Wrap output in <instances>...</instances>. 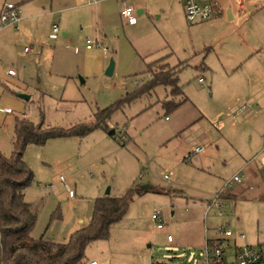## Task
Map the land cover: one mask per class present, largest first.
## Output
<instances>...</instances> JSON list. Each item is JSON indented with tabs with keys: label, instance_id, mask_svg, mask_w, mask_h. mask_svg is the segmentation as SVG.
I'll list each match as a JSON object with an SVG mask.
<instances>
[{
	"label": "rangeland",
	"instance_id": "obj_1",
	"mask_svg": "<svg viewBox=\"0 0 264 264\" xmlns=\"http://www.w3.org/2000/svg\"><path fill=\"white\" fill-rule=\"evenodd\" d=\"M4 1L9 0H0V5ZM144 1L151 10L150 23L123 38L122 30L115 32L117 21L111 14L116 8L111 2L105 4L111 17L107 24L76 23L72 40L61 33L55 40L48 38L45 26L17 35L13 28L0 31V151L7 157L13 149L15 117L62 128L91 123L98 110L150 79L151 60L152 70H163L164 58H153L167 53L170 66L183 60L178 84L189 99L166 113L162 100L179 101L182 95L159 85L115 110L107 130L27 145L23 158L33 180L24 194L36 214L31 236L66 242L71 232L89 223L96 197L120 196L146 186L180 194L149 191L134 196L126 213L111 225L108 238L87 246L89 262L204 264V240L218 237L234 244L239 233L264 258V198H254L255 191H246L238 200L215 198L243 159L264 146V0H247L241 11L236 0H223L234 7L233 17L214 13L194 24L186 21L178 0ZM157 30L165 46L157 55H143L135 45L155 38ZM134 38L137 41L128 42ZM87 39L108 46L110 54L104 60L105 69L109 59L114 60L111 76L100 69L98 56L92 63L84 54ZM92 52L101 55L98 47ZM8 69L15 75L9 76ZM239 104H245L246 117L228 116ZM111 129L115 131L109 134ZM197 145L204 151L184 160ZM246 179L245 175L243 182L227 188L238 191ZM155 211L161 213L162 229L151 220ZM220 227L232 235L224 236ZM232 251L233 247L224 249L225 262L234 261ZM255 264H264V259Z\"/></svg>",
	"mask_w": 264,
	"mask_h": 264
},
{
	"label": "trees",
	"instance_id": "obj_2",
	"mask_svg": "<svg viewBox=\"0 0 264 264\" xmlns=\"http://www.w3.org/2000/svg\"><path fill=\"white\" fill-rule=\"evenodd\" d=\"M151 68L149 63L151 77L147 82L98 110L91 123L62 128L45 126L43 121L35 124L23 116L14 118L12 152L7 157L0 151V264H88L87 246L93 241L107 239L111 225L126 213L133 197L151 189L135 187L120 196L107 194L96 197L89 223L71 232L66 242L31 236L36 214L24 194L25 188L33 180V172L23 158L25 147L29 144L43 145L52 138H81L96 129L107 130V121L115 110L159 85L170 88L171 94L178 91L182 95L179 101L164 99L161 102L166 113L175 110L187 100L178 84V73L182 67H169L166 64L161 71ZM154 192L160 190L154 189ZM222 193L218 196L221 197Z\"/></svg>",
	"mask_w": 264,
	"mask_h": 264
},
{
	"label": "crops",
	"instance_id": "obj_3",
	"mask_svg": "<svg viewBox=\"0 0 264 264\" xmlns=\"http://www.w3.org/2000/svg\"><path fill=\"white\" fill-rule=\"evenodd\" d=\"M209 1L213 3L215 14L221 15L222 13H227L231 17L234 16L233 6L224 5L223 0H209ZM246 1L247 0L244 1L243 7L240 8L236 0V5H237L236 8L238 10L244 9ZM4 2L0 5V10L4 5ZM8 2H13L19 6L20 20L17 24V27H12V26L3 27V28H0V31H3L7 28H13V29H16V31H14V34L17 35V34H24V32L28 29H32V30L38 29L39 30L41 29L42 26H45L49 28L50 33H49L48 38L52 40H55L57 38V35L60 33L62 37H65V38L70 37V33L73 32V27L76 23L83 24L84 27H88L92 22H95L96 25L97 24L99 25V23L107 24L108 19L110 20L112 16H115L116 21H117L115 32L121 34V30L123 31L124 36H122L121 34V38L127 37L126 33L133 35L136 31L140 29L142 24L150 23L151 21V10L144 0H9ZM107 2L114 3L115 8H116L115 14H111V17H110V14H107L108 12H107L106 5H105ZM183 2L184 0H178V4L184 14ZM125 4H129L135 7L136 15H137V22L135 24H132V25L128 24L121 18L119 11L122 8V6ZM140 21L142 22L141 25H140ZM200 22H203V21H200ZM55 23L58 25L59 29L56 33H54V36H52L53 34L52 25ZM196 23H199V22H196ZM191 24H194V23H191ZM156 32H157L156 33L157 36L155 38H151L148 41L141 42L139 44L137 43L135 45V47L139 49V51L143 55H148V56L157 55L156 53L159 51V49L165 46L166 42H164L163 44V41H166V39L164 38L163 34L159 32L158 30ZM117 39H119L118 36H117ZM95 40L99 42L100 46L87 47L85 45L84 54L88 55V58L90 61H92V63H93V58L98 56L100 59L99 61L100 69H105L106 61L104 60V56L110 54L109 48L107 45H103L100 42V40L98 39H95ZM154 40H155V43H153ZM132 41H137V39L136 38H134L133 40L129 39L128 42L132 44ZM160 41H161V44H160ZM43 43H44L43 39L41 38L38 42L39 52L43 50V45H44ZM93 47L100 48L101 55L99 52H92ZM102 47H106L107 52H103ZM203 50H206V49L204 48ZM28 51L29 49H27V52ZM200 52H202V50L198 52H193L191 53V55L200 53ZM168 55L169 53L165 55H161L158 58H153V60L164 58V63L167 64V66L172 67L166 62V57ZM203 58L204 57H202V59ZM151 62L152 60L150 61V63ZM181 62H183V60L179 61L178 64L176 65H179ZM176 65H173V66H176ZM189 65L190 64L187 63V65L185 66H189ZM182 68H184V66ZM14 75H9V76H14ZM200 79H202V81H200ZM199 82L202 83L203 78H199ZM186 98H187L186 101H188L189 99L187 96ZM240 106H245V104L236 105L234 110H231L230 112H228L227 115L232 116L234 118H237V117L244 118V116L246 117V113H245L247 111L246 106L244 107V110L242 112H236V109ZM0 111L2 110L0 109ZM256 116H257L256 114L254 113L252 114V117H256ZM165 119L167 120V116L165 117ZM244 121H246V119ZM175 127H178V126L176 125ZM263 149H264V146L262 149L257 150L256 153L250 158L248 159L244 158L243 164H241L238 170L236 171V173L243 174V178L246 175L247 179L245 181V184L242 185L238 191H234L231 187L230 188L224 187V183H225L224 182L223 186L220 187L221 189L220 192H223V193L221 197H219V199L238 200L244 197V193L246 191H255L254 198H257V199L264 198V185L261 184V175L264 174V167L262 166V163H261V159L264 157ZM186 154L187 153L183 155V159ZM252 160H253V163L251 162ZM149 191L154 192V189L152 188ZM155 193H165L170 196L171 195L174 196V195L180 194V191L176 189L174 190L167 189V190H163V191L155 192ZM239 234H243V233H239ZM239 234L237 235L238 240L236 238L233 240L234 244H230L229 241L226 240L227 243L229 244L228 247H231V248L233 247V251H232L233 254L235 253L237 247L243 244H246V245L249 244L245 241V235L243 234V237H240ZM216 239H218V237L206 239L204 240V243L207 240L212 241ZM263 259L264 258L262 254V259L260 261H262Z\"/></svg>",
	"mask_w": 264,
	"mask_h": 264
},
{
	"label": "built area",
	"instance_id": "obj_4",
	"mask_svg": "<svg viewBox=\"0 0 264 264\" xmlns=\"http://www.w3.org/2000/svg\"><path fill=\"white\" fill-rule=\"evenodd\" d=\"M245 0H237V3L240 8L243 7ZM184 16L187 22L196 23L200 21H205L210 19L214 15V6L209 0H184ZM121 18L128 24H135L137 22L136 9L132 5L125 4L119 11ZM20 20V8L17 4L13 2H5L3 7L0 10V28L3 27H17V24ZM58 25L55 23L52 25V36L54 33L58 31ZM86 46H100L97 40H86ZM28 48H25L27 50ZM103 52H107L106 47H102ZM8 75H14L15 72L12 69H8ZM202 81V79H200ZM245 106H240L236 109V112H242ZM204 151L203 146L197 145L184 156V160H189L191 155L199 154ZM264 151V149H263ZM262 166L264 167V157L261 159ZM167 177L166 175L164 176ZM243 174L234 173L230 178H228L224 187H228L233 183L242 182ZM59 180L63 182L64 188L68 191L69 196H72L73 193L69 189L68 185L65 182L63 176H59ZM215 198H219L218 194H216ZM151 220L155 223V228L162 229L164 227L161 213L159 211H155L151 214ZM219 232L224 236H231L232 232L228 229H224L223 227L219 228ZM240 237H243V234H239ZM167 240H171V236H167ZM212 242V243H210ZM227 241L224 238H218L212 241H205L203 245V260L204 264H224L227 263L224 260V249L228 247ZM234 261L227 264H255L258 263L262 259L261 251L251 245L243 244L237 247L235 253L233 254ZM90 264H97L94 260L90 261Z\"/></svg>",
	"mask_w": 264,
	"mask_h": 264
},
{
	"label": "water",
	"instance_id": "obj_5",
	"mask_svg": "<svg viewBox=\"0 0 264 264\" xmlns=\"http://www.w3.org/2000/svg\"><path fill=\"white\" fill-rule=\"evenodd\" d=\"M113 69H114V60L112 59V58H110L109 59V63H108V65H107V67H106V69H105V75H107V76H111L112 74H113ZM17 96H19V97H21V98H24V99H28L29 98V96L28 95H26V94H22V93H17ZM114 129H111L110 131H109V134H112V133H114ZM145 188H149V187H143V189H145ZM106 193H108V190H107V192Z\"/></svg>",
	"mask_w": 264,
	"mask_h": 264
}]
</instances>
